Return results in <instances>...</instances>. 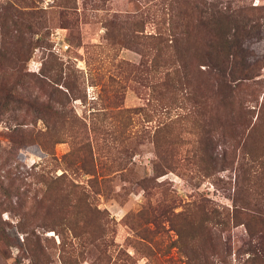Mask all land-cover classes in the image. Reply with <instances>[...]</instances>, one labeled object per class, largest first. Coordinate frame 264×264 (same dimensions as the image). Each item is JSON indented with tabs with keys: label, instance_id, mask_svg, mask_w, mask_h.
Returning a JSON list of instances; mask_svg holds the SVG:
<instances>
[{
	"label": "rangeland",
	"instance_id": "obj_1",
	"mask_svg": "<svg viewBox=\"0 0 264 264\" xmlns=\"http://www.w3.org/2000/svg\"><path fill=\"white\" fill-rule=\"evenodd\" d=\"M158 1L0 0V264H264V0H177L178 90Z\"/></svg>",
	"mask_w": 264,
	"mask_h": 264
},
{
	"label": "trees",
	"instance_id": "obj_2",
	"mask_svg": "<svg viewBox=\"0 0 264 264\" xmlns=\"http://www.w3.org/2000/svg\"><path fill=\"white\" fill-rule=\"evenodd\" d=\"M177 0H159L158 8L162 16L166 19L165 26L163 27V32L158 35L157 40L159 41L162 52L165 57L163 58L162 63V75H161V86L170 88L172 90H178L177 88H185L189 87L190 80L184 75L180 77L178 75V67L175 65L177 62L176 52L178 46H182V54L178 58L186 59L187 48L185 45H180L178 43L179 40L183 41L188 38L190 35V27L194 20L198 27H203L204 29H208L207 26H216L223 23L222 18L226 14L225 10L221 4L218 5H209L210 7L206 8L205 11L196 9L194 12L193 18L185 17L182 20H179L178 17L175 16L176 10L174 7L177 5ZM228 37L229 34L227 35ZM218 54L221 53V48L219 45L215 48ZM223 63V62H222ZM226 66L222 69L221 66L214 67V74L210 76L212 81V85L216 87L219 91L224 90V99L228 101V104L233 102V99L236 95V89L240 85L242 80L249 79L250 69L242 70L241 74L235 75L233 70L231 69V62L227 61L223 64ZM179 68L186 69L185 62H182L179 65ZM236 115L241 118V116H245L247 121H249V117L251 115V111L243 105H239L237 109V113L232 116V118H236ZM156 177L162 176L163 174H158V166L155 165ZM264 224V222H262ZM259 247V246H258ZM250 255V259L245 261V263H250L254 260V255L257 253V248L251 246L247 248V252ZM253 256V257H252ZM244 263V264H245Z\"/></svg>",
	"mask_w": 264,
	"mask_h": 264
}]
</instances>
